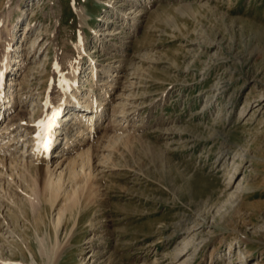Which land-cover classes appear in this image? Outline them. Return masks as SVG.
<instances>
[{
  "label": "rangeland",
  "instance_id": "1",
  "mask_svg": "<svg viewBox=\"0 0 264 264\" xmlns=\"http://www.w3.org/2000/svg\"><path fill=\"white\" fill-rule=\"evenodd\" d=\"M110 4L0 0V61L12 49L25 62L3 83H15L4 88L17 95L9 117L26 162L35 155L29 138L18 140L20 121L27 139L56 100L59 57L80 36L98 66L118 71L89 141L96 199L67 217L55 242L56 209L28 201L30 175L5 177L0 264H264V0ZM82 61L80 89L97 91ZM58 146L53 161L75 156L58 157L67 147Z\"/></svg>",
  "mask_w": 264,
  "mask_h": 264
},
{
  "label": "bare ground",
  "instance_id": "2",
  "mask_svg": "<svg viewBox=\"0 0 264 264\" xmlns=\"http://www.w3.org/2000/svg\"><path fill=\"white\" fill-rule=\"evenodd\" d=\"M106 1L107 6H112L110 0ZM136 1L140 3L141 0ZM140 11L138 12L137 9L133 8L130 14H136L137 16L131 19H137ZM103 17L104 16H102L100 20H103ZM104 20H106V18H104ZM107 20L109 21V19ZM9 33L11 34L12 32ZM94 34L98 38L103 33L99 32L98 34ZM11 36L12 35H10V37ZM84 40L85 38L80 36L76 40L73 48H71V53H65L66 55H63V59L59 57L60 61H58L56 65L58 77H56L53 83V87L57 94L56 100L53 101L50 108L44 109L43 117L37 119L36 122H34L35 124L33 123L36 128L27 139H23V137L24 135L30 134V131L26 128L28 124L23 120L20 121V126L26 130L24 135L18 134L21 136L18 140L25 141L29 138L28 141H30V145L32 146L31 152L35 155L32 161L26 162L24 157L29 154L23 150L18 153L19 148L14 143L15 141L18 142L16 140L17 135L13 134V130L15 129L14 117H9V115L16 108V102L13 99L17 95H9V91L6 92L8 89L6 90L4 86H10L11 88V84L15 85V83H3V79L6 75L13 74L11 73L13 68L16 69V71L22 70L23 67H25V62L23 58L16 60L15 55L11 53L12 49L6 52V55L3 54L4 56H2L0 61V114L3 109V116L0 118V193L3 192L2 180L5 177L11 178L16 172H18L20 177H24L21 172L26 173L27 176L30 175L29 178H32L33 183H31L30 187L31 193L26 192L28 201L33 205L35 200L39 201L38 199H43L42 202H44L45 205H48L51 209H56L55 220L52 219L55 242L58 237V231L67 217H72L75 222L76 215L79 214L84 207L90 206L88 204L96 199L95 186L98 167L94 164V158L97 153L95 155V146H93V144L91 145L89 141L93 139L100 128L101 122L99 123V121L106 110V101H102V99H107L108 97L109 93L107 86H113V82H109L107 79L112 73L116 74V72H118L117 69L113 71L110 65L98 66L91 54L86 50ZM21 45L22 44H20L18 48ZM76 50L80 53V57L73 61V54ZM92 51L95 52V50ZM85 56L91 68V86L98 90L95 91L92 89L90 92L83 93L80 89L82 85L80 81L81 72H83V64L85 63V61H82V58ZM66 67L67 71L65 70ZM12 79H14V77H12ZM63 81H70V83H63ZM3 119H6V122H3ZM40 121H44L43 127L37 126ZM114 121L118 122V120ZM73 123L77 125V128L73 126L72 129L70 128V125ZM81 125L84 127L81 128ZM73 129H77L76 139H71V136H73L71 135V130ZM37 133H40V135L38 136ZM87 138L88 141L86 143L88 144L89 142V145L86 147H84V145L82 147L80 146V148L77 147L78 150L73 149L74 146L81 145V142ZM13 139H15V141ZM62 141H64L67 147H63L59 150L60 154L58 157L61 158L64 156L65 152H71L73 150H77L76 154L72 159L67 160V157H63L62 160L55 158L53 161L51 154L57 151V148H59L58 145H61ZM79 141L80 143H78ZM52 162L56 164L53 166L51 164ZM64 162L65 165L62 168ZM31 171L37 173L39 181L33 176V173L31 175ZM68 182L71 183V187L69 190L64 191L63 186L65 183L68 184ZM34 186L35 188L38 186V189L36 188L37 192H34ZM22 190L26 191L24 188H22ZM62 191H64L63 194ZM0 197L2 196L0 195ZM12 201L14 202V200ZM53 245L55 244L53 243Z\"/></svg>",
  "mask_w": 264,
  "mask_h": 264
},
{
  "label": "snow or ice",
  "instance_id": "3",
  "mask_svg": "<svg viewBox=\"0 0 264 264\" xmlns=\"http://www.w3.org/2000/svg\"><path fill=\"white\" fill-rule=\"evenodd\" d=\"M63 83H70V81H63ZM43 125H44V121H40V122H38V127H43ZM37 135L39 136L40 135V133H37Z\"/></svg>",
  "mask_w": 264,
  "mask_h": 264
}]
</instances>
